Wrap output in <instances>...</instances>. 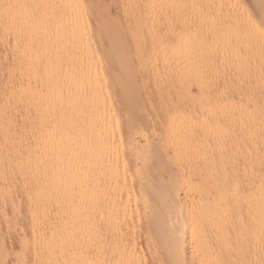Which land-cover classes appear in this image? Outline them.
<instances>
[{
    "label": "bare ground",
    "instance_id": "obj_1",
    "mask_svg": "<svg viewBox=\"0 0 264 264\" xmlns=\"http://www.w3.org/2000/svg\"><path fill=\"white\" fill-rule=\"evenodd\" d=\"M165 1L0 0V264H264V0Z\"/></svg>",
    "mask_w": 264,
    "mask_h": 264
},
{
    "label": "rangeland",
    "instance_id": "obj_2",
    "mask_svg": "<svg viewBox=\"0 0 264 264\" xmlns=\"http://www.w3.org/2000/svg\"><path fill=\"white\" fill-rule=\"evenodd\" d=\"M167 1H168V2H167ZM167 1H165L166 4H164V5H165L164 8H163V9H165L164 12H165L167 15H168V14H169V15L171 14V15H172V18H174L175 16H176V17L178 16L179 18L177 17V19L180 20V21L178 22V24H180L181 21H182V22H183V21L185 22V21L187 20L186 22L189 23L190 21H192V20L194 21V20H195V15L192 16V14H196V13L193 12V10L196 11V10H195L196 7H195V8H194V7H191V9H188V10H191V11H188V10L186 9L187 11H185V10H184V11L187 12V13H185V12H183V11H182V12H183V13H182V12H179V11H177V10H174V8H175V9L177 8V5H178V4H176V3H177L178 0H175V1H174V0H171V1H170V0H167ZM169 2H170V4H169ZM166 5H167V7H166ZM175 5H176V6H175ZM165 7H166V8H165ZM192 8H193V9H192ZM180 11H181V10H180ZM172 12H173L174 14H173ZM179 13H181V14H179ZM169 15H168V16H169ZM171 15H170V17H171ZM180 16H181V17H180ZM182 17H183V18H182ZM188 17H189V18H188ZM185 18H186V19H185ZM190 18H191L192 20H190ZM193 18H194V19H193ZM188 19H189L190 21H189ZM193 21H192V22H193ZM184 22H183V25L180 24V25H178V26L182 28V26H184V25H186V24L188 25V23H186V22L184 23ZM190 23H191V22H190ZM189 25H190V24H189ZM208 25H209V27H208ZM210 25H213V24H210V23H209V24H207V26H206V24H205L203 28L206 27L207 30L204 29V31H205V30H206V31L210 30V29H209V28L211 27ZM213 27H214V26H212V28H213ZM181 28H179L178 30L182 31ZM182 32H183V31H182ZM178 34H180V37H181V38L179 37ZM178 34H177L178 37L176 36V37H177V38H176L177 40L180 39V41H181V39L183 40V39L185 38V37H184L185 35L183 36V34H185V33H182V34H181V32H178ZM183 37H184V38H183ZM184 40H185V39H184ZM196 44H197V43H196ZM147 90H148V89H147ZM137 140H138V141H137ZM135 141H136V143H138V144L140 145L139 147H143L144 141H143L140 137H137V136H136ZM138 144H137V145H138ZM141 145H142V146H141ZM171 155H172V154H171ZM189 176L194 177L193 175H190V174H189ZM189 176H188V173H187V175H186V179H187V177H189ZM244 176H245V175H244ZM192 177H191V180H190V177H189L188 179H189L190 181H189L188 179H187V181H188L189 183L192 182L191 184H194V185H195V183H196V185H197V182H195V181H194L195 179L192 178ZM246 177L248 178V176H246ZM246 177H245V180H246V183H245V184L247 185V182H248V181H247ZM243 178H244V177H242V181H243V183H244L245 181L243 180ZM196 181H197V180H196ZM193 182H194V183H193ZM189 183H188V184H189ZM194 185H193V186H194ZM191 186H192V185H190V186H188V187H185V188L182 189V191H180V196H179L180 198H179V200H178V202L180 201L179 203H181V204L183 205L182 207H186V208H188V210H191V209H192V205H193V204H191V202H194L193 200H194L195 198H196V199H199V197H198L199 192L196 190V187L194 186V187H195V188H194V187L192 186L193 189H190ZM243 187H244V186H243ZM246 187H247V186H246ZM247 188H248V187H247ZM247 188H245V190H247ZM194 189H195V190H194ZM243 190H244V189H243ZM197 192H198V194H196ZM196 195H197V196H196ZM197 197H198V198H197ZM241 197H242V195H240V198H241ZM240 198H238L239 201H238V200L236 201L237 204H236V202H234V201H232L233 203L231 202L232 205L234 204V206H231V204L228 205V206H227V204H226V205H222L223 208H221V210H219V211L222 213V216L225 217V218H222V216H221L220 218H222V219H226V217H227V215H228V214H226V213L231 214V212L225 210V209H226L225 206L228 207V210H230V209L232 210V209H234L236 206H238V208H237L238 210H239V209H240V210H242V209L244 210V207L247 206V204H248V206H250L249 203H247V201H246V202H243V206H244V207L241 208L242 206L240 205V203H241L243 200H245L246 198H245V199H241V200H240ZM234 200H236V199H234ZM238 203H239V205H238ZM244 203H247V204L244 205ZM138 204H139V205H138ZM138 204L135 205V206H132L133 214H135V212L138 211L137 209H139V208H141V209H139V214H141V213L143 212V209L145 208V205L143 206L142 203H138ZM250 204H251V203H250ZM141 205H142L143 207H142ZM179 205H180V204H179ZM222 206H221V207H222ZM229 206H231L232 208L229 207ZM239 206H241V207L239 208ZM134 207H139V208H135V209H134ZM250 207H251L250 209H248L249 207H245V208H247V209H245V212H246V210H250V211H248V213H251V212L253 213V211H254V208H252L253 205H251ZM229 208H230V209H229ZM223 209H224L226 212H225ZM140 210H141V211H140ZM231 210H230V211H231ZM252 210H253V211H252ZM236 211H237V210H233V212H236ZM242 212H243V211H242ZM221 213H220V214H221ZM248 213H246V217H244V218H247L246 221L248 222V219H249V218L252 219V220L254 219V221H255V218H251V216H254V215L249 216ZM224 214H225V215H224ZM232 214H233V213H232ZM253 214H254V213H253ZM135 215H137V212H136ZM244 216H245V215H244ZM247 216H249V217H247ZM166 218L168 219V218H170V216H168V217H166ZM244 218H243V219H244ZM237 219H238V218H237ZM244 220H245V219H244ZM244 220H240V221H242L243 224H242L240 221L237 222L238 220H236V218L233 220L234 222H233L231 225H234L235 227H232V226L229 227V228L232 229V230H231V229H230V230L233 231V230H235V229L237 230V228H239L238 231H240V229H241V232H238V231L236 232V230L233 231L234 234H231V236L234 237V238H231V237H230V238H231V240L234 239V241H236L237 239H239V240H240V243L242 244V241H244V238H245V237H246V239L250 237L251 242H249V243H253L252 241H256V240L253 238L252 234H250V233L248 234V232H246L247 230H245V229H247L248 225H246V226L244 225V224H245ZM252 220H250V221L252 222ZM235 221H236V223H235ZM250 221H249V222H250ZM254 221H253V222H254ZM247 222H246V224H250V225L252 224V223H249V222L247 223ZM236 224H237V225H236ZM238 226H239V227H238ZM240 226H241V227H240ZM242 227H243V229H244V227H245V229H244L245 233H243L244 231L242 230ZM233 228H235V229H233ZM235 233H236V234H235ZM238 233H242V234H238ZM237 234L239 235V237L237 236ZM224 235L226 236V234H224ZM224 235H222V236H224ZM226 237L229 239L228 236H226ZM226 237H225V238L223 237V239H222L223 241H220V242H219V243H221V244H223V242H224V244H223L224 246H222V245H221L222 247L219 246V248H221V249L223 248V249H222V250H223L222 253H221V252H218V251H221V250L218 248V249H216V250H217L216 252H218L220 255L218 256V254H216V253L214 252V256H216V257L219 258V257L222 256V254L225 255L226 253H229V251H227V250H228V246H227L228 244L226 245V246H227V249L224 248V247H225V243L228 242V241H227L228 239H227ZM237 237H238V238H237ZM235 239H236V240H235ZM241 239H242V240H241ZM246 239H245V240H246ZM220 240H221V238H220ZM248 240H249V239H248ZM225 241H226V242H225ZM232 241H233V240H232ZM234 241H233V242H234ZM238 242H239V241H238ZM255 243H256V242H255ZM185 245H186V246H185V253H186V255H185V257L182 258L181 260L184 259L183 261H185V260H186V261H185V262L182 261L183 263H182V262H181V263H182V264H184V263H185V264H192V263H193V264H197V261H198V258H197V257H198V256H197V255H196V256L194 255V258H195V259L193 258V254H194V252L196 251V250H195L196 247H195L194 249H192L193 245H195V244L189 240V242L187 241V243H186ZM219 245H220V244H219ZM237 249H240V248H237ZM193 250H195V251H193ZM237 251H238V250H237ZM237 251H236V254H237ZM236 254L234 253V256H235ZM238 254H240V251H238ZM234 256H233V257H234ZM240 256H241V254L239 255V257H240ZM235 257H236V259H237V256H235ZM235 257H234V258H235ZM180 258H181V257H180ZM180 258H179V261H180ZM177 259H178V258H177ZM177 259H175V260L177 261ZM194 261H195V262H194ZM179 263H180V262H179ZM181 263H180V264H181Z\"/></svg>",
    "mask_w": 264,
    "mask_h": 264
}]
</instances>
